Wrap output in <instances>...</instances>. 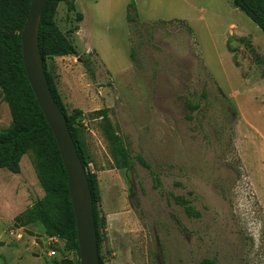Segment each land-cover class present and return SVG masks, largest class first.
I'll list each match as a JSON object with an SVG mask.
<instances>
[{
	"label": "rangeland",
	"instance_id": "1",
	"mask_svg": "<svg viewBox=\"0 0 264 264\" xmlns=\"http://www.w3.org/2000/svg\"><path fill=\"white\" fill-rule=\"evenodd\" d=\"M55 23L77 57L46 67L67 114L82 113L103 264H264L263 32L233 0H78L74 10L61 3ZM102 110L128 171L116 167ZM11 124L0 89V132ZM20 166L0 170V264L76 261L42 227L16 226L45 197L34 157ZM188 193L200 219L172 200Z\"/></svg>",
	"mask_w": 264,
	"mask_h": 264
},
{
	"label": "trees",
	"instance_id": "2",
	"mask_svg": "<svg viewBox=\"0 0 264 264\" xmlns=\"http://www.w3.org/2000/svg\"><path fill=\"white\" fill-rule=\"evenodd\" d=\"M77 1L48 0L40 27V49L52 95L67 118L73 141L87 171L94 204L100 264H103L100 229L104 220L100 218L98 211L101 191L97 176L89 171V163L79 139L80 132L76 115L82 113L78 112L75 116L67 114L46 67L48 58L77 57L75 47L55 23L59 5L69 3L70 9L74 10ZM30 5L31 0H0V89L3 101L8 105L12 118L10 128L0 132V170L3 169L18 175L21 172L20 164L23 157L28 154L34 157L38 181L45 197L23 215L17 217L16 226L37 225L42 227L46 237L56 238L63 242L64 248L60 250L72 253L77 258L76 261L65 259L54 264H80L76 222L69 195L67 175L56 141L38 106L23 66L21 33L29 16ZM233 5L264 34V0H233ZM129 8H135V4L130 3ZM78 19L83 20L82 16H79ZM127 20L130 22V16L127 17ZM203 98H205V94H203ZM187 106L192 112H195L201 105L198 102L196 105L189 103ZM95 114L104 122L103 131L109 141L116 167L119 170H130L132 167L131 157L120 136L115 132L107 110L98 111ZM137 159L157 182L158 188L159 181L149 164L142 158ZM192 196L193 193H188L187 197L172 195V200L183 209L188 218L200 219L202 214L194 207ZM199 264H217V262L206 258Z\"/></svg>",
	"mask_w": 264,
	"mask_h": 264
},
{
	"label": "water",
	"instance_id": "3",
	"mask_svg": "<svg viewBox=\"0 0 264 264\" xmlns=\"http://www.w3.org/2000/svg\"><path fill=\"white\" fill-rule=\"evenodd\" d=\"M48 0H31L21 33L23 66L38 106L56 141L68 179L76 222L80 264H100L92 192L87 171L73 141L67 118L55 101L40 49V27Z\"/></svg>",
	"mask_w": 264,
	"mask_h": 264
},
{
	"label": "built area",
	"instance_id": "4",
	"mask_svg": "<svg viewBox=\"0 0 264 264\" xmlns=\"http://www.w3.org/2000/svg\"><path fill=\"white\" fill-rule=\"evenodd\" d=\"M54 255V253H52Z\"/></svg>",
	"mask_w": 264,
	"mask_h": 264
}]
</instances>
